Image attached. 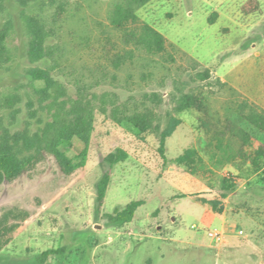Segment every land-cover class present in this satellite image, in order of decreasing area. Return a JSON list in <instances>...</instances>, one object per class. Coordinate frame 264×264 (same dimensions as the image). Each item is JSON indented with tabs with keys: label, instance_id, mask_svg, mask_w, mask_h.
Here are the masks:
<instances>
[{
	"label": "rangeland",
	"instance_id": "1",
	"mask_svg": "<svg viewBox=\"0 0 264 264\" xmlns=\"http://www.w3.org/2000/svg\"><path fill=\"white\" fill-rule=\"evenodd\" d=\"M27 1L28 12L42 10L49 17L61 2L68 7L52 43L65 50L61 77L73 95L76 79H98L95 92L114 93L131 110L152 108L161 128L138 133L114 122L109 110L98 114L85 166L67 174L45 153L33 169L0 183V219L10 210L27 213L25 220L11 219L20 226L0 249V264H264V171L246 177L233 162L211 159L203 150L200 113L175 109L181 91L206 97L212 113L223 118L242 102L264 109V0H152L139 9L140 23L165 35L167 52L121 70L110 65L104 48L112 34V0ZM24 6L8 0L0 15V23L12 17L18 29L12 42L19 47L16 60L0 68V91L21 87L24 96L14 131L27 124L32 91L30 64L20 50ZM151 94L157 96L147 99ZM173 116L181 123L167 139L164 158L159 134ZM85 147L75 137L64 150L75 157ZM120 148L128 157L111 165L106 156ZM189 148L198 149L204 167L195 171L177 162ZM107 171L111 181L100 205L98 184ZM223 179L236 181L227 196ZM204 199L220 201L222 212ZM133 200L144 204L131 222L109 220L108 214ZM216 227L223 230L219 241L209 234ZM49 249L58 252L42 262Z\"/></svg>",
	"mask_w": 264,
	"mask_h": 264
},
{
	"label": "trees",
	"instance_id": "2",
	"mask_svg": "<svg viewBox=\"0 0 264 264\" xmlns=\"http://www.w3.org/2000/svg\"><path fill=\"white\" fill-rule=\"evenodd\" d=\"M23 2L21 12V30L26 35L21 51H24L30 66L26 69L32 91L27 93L26 106L29 119L22 129L13 130L21 112L19 104L24 101L21 87L10 92L0 91V183L13 181L25 171L33 169L49 153L55 156L62 170L71 174L87 163L88 148L95 130L98 114H108L110 110L114 122L127 125L138 133L160 130L154 122L152 108L145 110L130 109L127 103L119 102L116 94L104 92L101 95L93 89L101 84L96 79L87 83L76 79L77 92L73 95L67 83L62 79V58L65 50L52 40L62 27V18L68 7L61 2L52 16L43 11H27L30 1ZM152 0H112L107 11V19L112 34L107 33L104 48L110 65L116 70L135 64L139 58H153L167 52L165 35L148 22L140 23L138 11ZM8 0H0V15L7 9ZM14 18L0 23V68L16 60L19 47L13 46L17 34ZM112 35H115L113 37ZM115 38V39H114ZM108 49V50H107ZM172 60L174 57H172ZM74 74V73H73ZM40 83V85H37ZM157 94L146 95L147 99ZM99 100V101H98ZM152 100H155V98ZM156 102V101H155ZM176 111L197 110L199 128L204 134V151L210 152V158L219 163L233 162L244 176L249 177L264 171V109H257L248 102H242L238 108L223 118L212 113L206 97L194 92L181 91L175 98ZM110 105V109L108 107ZM34 120L37 126L34 127ZM181 119L173 116L166 128L160 132V151L164 158L166 142ZM79 137L86 144L85 149L75 157H70L64 148L72 147L73 139ZM253 139L257 140L253 144ZM252 148L248 150V147ZM128 157L125 149H118L106 156V160L115 165ZM177 162L186 164L192 170L205 166V160L198 149L189 148ZM111 181V172L107 171L98 184V201L103 204ZM236 181L223 179L227 192L236 186ZM213 210L221 213L217 199H204ZM144 200H133L115 214H108L114 224H126L133 220L137 209ZM27 213L8 211L0 219V249L10 241L11 234L20 226V222L10 223L11 219L25 220ZM58 252L49 249L41 255L44 262L48 256Z\"/></svg>",
	"mask_w": 264,
	"mask_h": 264
},
{
	"label": "built area",
	"instance_id": "3",
	"mask_svg": "<svg viewBox=\"0 0 264 264\" xmlns=\"http://www.w3.org/2000/svg\"><path fill=\"white\" fill-rule=\"evenodd\" d=\"M239 232L240 234H243V230H240ZM209 234L211 237L219 241L222 238L223 230H220L219 228L216 227V228H213Z\"/></svg>",
	"mask_w": 264,
	"mask_h": 264
}]
</instances>
